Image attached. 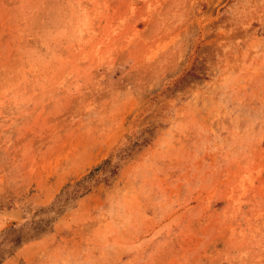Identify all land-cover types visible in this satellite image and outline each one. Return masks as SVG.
I'll return each instance as SVG.
<instances>
[{
    "label": "rangeland",
    "instance_id": "rangeland-1",
    "mask_svg": "<svg viewBox=\"0 0 264 264\" xmlns=\"http://www.w3.org/2000/svg\"><path fill=\"white\" fill-rule=\"evenodd\" d=\"M0 257L264 264V0H0Z\"/></svg>",
    "mask_w": 264,
    "mask_h": 264
},
{
    "label": "trees",
    "instance_id": "trees-1",
    "mask_svg": "<svg viewBox=\"0 0 264 264\" xmlns=\"http://www.w3.org/2000/svg\"><path fill=\"white\" fill-rule=\"evenodd\" d=\"M105 165L106 166L109 165L108 160L103 161L99 166H97V167L93 168L91 171H89V173L87 174L86 177H84L80 181L76 182L71 187V190L67 193V196H79V194H81L82 192H84V193L87 192L89 180L92 178L93 174L98 172L102 168V166H105ZM62 210H63V208H61V206L59 204H57V205L55 204V205L47 208L45 211H43V213L48 214V215L51 213V214H54L55 216H57L62 212ZM19 230H20V228H17L16 230L10 228L7 231H5V233L19 232ZM44 232H46V230H44L43 228H39V225H37L34 227L33 232H31L30 234H26V236L24 234H22V235L16 234L15 236H13L9 239V243L11 244L12 250L18 248L22 243L34 239L39 234H43ZM7 255L9 256L10 252H8ZM1 260H2V258L0 257V262H1Z\"/></svg>",
    "mask_w": 264,
    "mask_h": 264
}]
</instances>
